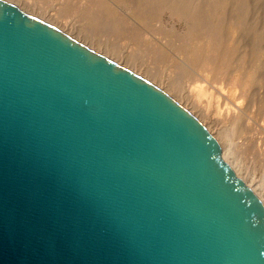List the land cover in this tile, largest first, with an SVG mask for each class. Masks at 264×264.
Here are the masks:
<instances>
[{"label": "water", "instance_id": "1", "mask_svg": "<svg viewBox=\"0 0 264 264\" xmlns=\"http://www.w3.org/2000/svg\"><path fill=\"white\" fill-rule=\"evenodd\" d=\"M0 264H264V205L172 96L0 0Z\"/></svg>", "mask_w": 264, "mask_h": 264}, {"label": "rangeland", "instance_id": "2", "mask_svg": "<svg viewBox=\"0 0 264 264\" xmlns=\"http://www.w3.org/2000/svg\"><path fill=\"white\" fill-rule=\"evenodd\" d=\"M8 1L40 19L47 18L93 50L120 60L128 69H142L189 107L190 88L200 79L211 93H206L200 104L208 106V113L220 126L234 121L231 141L239 152L241 167L229 157L230 164L256 187L264 202V0H220L224 10L212 0L206 3L209 8L213 4L218 8L212 6V10L222 9L228 22L220 25L223 37H227L222 39L223 49L217 53L210 48L212 43L203 31L201 35L199 22L176 18L152 6L150 0H135V4L131 0H28L30 4ZM234 22L240 24L239 30ZM214 25L212 20L210 27ZM209 59L213 63H208ZM204 60L206 65L216 62L218 70L210 73L201 67ZM233 78L238 81L235 87L230 81ZM213 132L221 142L217 131Z\"/></svg>", "mask_w": 264, "mask_h": 264}, {"label": "bare ground", "instance_id": "3", "mask_svg": "<svg viewBox=\"0 0 264 264\" xmlns=\"http://www.w3.org/2000/svg\"><path fill=\"white\" fill-rule=\"evenodd\" d=\"M25 2H28V4H30V2L28 0H24ZM132 2L135 1V0H131ZM209 0H150V3L152 6L154 5H157V7H159L158 9H162V10H167V12H169L171 15H174V17L176 16V18H181V17H186L188 18V20H193V21H196V22H199V24H201L200 28L202 29L200 31V33L203 31V34L208 37L209 41L212 43V47H210L213 52L217 53V52H220L222 49H223V44L221 43L224 42L222 39H225L226 37L222 35V28H220V25H225L224 23L226 22L225 21V14H224V8L225 6H223V3H221L220 0H212L214 1L213 3L216 5L220 4V6L222 7L221 10H212L213 8H215L214 4L213 5H210V7L212 8V6H214L212 9L209 8V5H206V3L208 2ZM212 1H210L212 3ZM14 3V2H12ZM34 3V2H33ZM209 3V2H208ZM207 3V4H208ZM133 4H135L133 2ZM210 4V3H209ZM206 5V6H205ZM34 6H36V3H34ZM34 6H32L33 10H34ZM141 6V5H140ZM207 7L206 9H203L204 7ZM219 6V7H220ZM220 7V8H221ZM21 8V7H20ZM203 9V10H201ZM218 9V8H217ZM138 10V9H137ZM162 10H159L162 11ZM201 11V12H200ZM204 11V12H203ZM144 12V11H143ZM162 12H165V11H162ZM203 12V13H202ZM34 16H36V14H33ZM222 15H224V17H222ZM224 21H223V19ZM42 20L54 25L55 27L61 29L62 31H64L65 33L68 34L67 31L63 30L62 28H60L59 26H57L56 24H53L51 23L50 21H48L47 18H44L42 17L41 18ZM212 20L214 21L215 25H214V28L212 29L211 26V23H212ZM231 21V20H230ZM229 21V22H230ZM228 23V22H226ZM232 23L233 25V22H230ZM235 23V22H234ZM236 24V25H235ZM234 25L236 26L237 30H239L240 28V24L235 23ZM193 27L195 25H192ZM197 26H198V23H197ZM190 27V26H189ZM196 27V26H195ZM227 27V25H226ZM193 29V28H192ZM69 30V29H68ZM198 30V29H197ZM196 30V31H197ZM227 32V30H224ZM70 35V34H68ZM202 35V33H201ZM228 35V34H226ZM71 36V35H70ZM73 37V36H71ZM200 37V35H199ZM205 37V38H206ZM74 38V37H73ZM77 39V38H75ZM78 40V39H77ZM82 42V41H81ZM188 42V41H187ZM209 42V43H210ZM215 44V46H214ZM222 44V45H221ZM225 44V43H224ZM210 45V46H211ZM210 49V51H212ZM208 53V52H207ZM222 54V53H221ZM225 54V53H224ZM103 55L107 56L108 58L116 61L117 63H119L120 65L124 66V67H127V65H125L124 63H122L120 60H115L113 59L111 56H108L106 54L103 53ZM209 55V54H208ZM216 55V54H215ZM219 55V54H218ZM212 56V55H211ZM210 56V57H211ZM213 56H214V53H213ZM226 56V54H225ZM208 57V56H207ZM206 57V58H207ZM221 57V55L219 56ZM227 57V56H226ZM211 59V58H210ZM210 59L208 60V63H213ZM224 59L226 61H228L225 57ZM223 59V60H224ZM220 60V59H219ZM224 60V61H225ZM222 61V60H221ZM223 61V62H224ZM206 62L207 60H204V63L201 65V67H204V69H209L211 70V72H216V70H218L219 66H217V63L214 62V64H208L206 65ZM227 63V62H226ZM220 64V63H219ZM225 64V63H224ZM208 68H207V67ZM218 67V68H217ZM128 68V67H127ZM142 68V67H141ZM151 68V66H150ZM131 69V68H130ZM202 69V68H201ZM203 69V70H204ZM133 70V69H131ZM142 70V69H140ZM140 70H133V72H135L136 74L148 79L149 81L153 82L155 85H157L159 88H161L162 90H164L166 93H168L170 96L171 93H170V89H166L161 83H157L155 82V80L153 81V79H150L148 77V75L144 74L142 71ZM202 70V71H203ZM205 71V70H204ZM208 70H206V73H207ZM209 72V71H208ZM148 73V72H146ZM152 73V72H150ZM154 76H158L157 74L155 73H152ZM209 74V73H208ZM214 74V73H212ZM151 77V76H150ZM202 78V77H201ZM210 78V77H209ZM155 79V78H154ZM199 83H197L196 85H194L193 87L190 88V94L188 96V100L189 102L191 103V107L187 106L186 104H183L182 102H180L178 99H176L175 97H173L175 100H177L183 107H185L187 110H189L195 117H197V119H199V121L207 128V130L211 133V135H213V137H215V139L217 140V137L215 136L214 132H213V129L216 130V134L219 136L220 135V141H218L220 147H221V153H222V156L223 158L230 164V160H228V158H232L234 161L238 162L239 160V152H236L235 151V147L233 146L232 144V141H231V133L232 131L234 130V121L233 119L229 120L230 122L229 123H225L226 125L224 126H220L218 122L215 121L214 117H212V115H210V113H208L207 108L208 106H206L205 108L202 106L203 104H200L201 100H202V97L209 92V90L207 91L205 86L204 85H201L200 84V79H197ZM196 80V81H197ZM203 80V79H201ZM231 81V84H232V87H235L237 86L238 84V81H237V78H233L230 80ZM203 82V81H202ZM175 86V87H174ZM171 88V86H170ZM172 88L173 89H176V84H172ZM237 88V87H236ZM236 90V89H235ZM182 94V92H180ZM209 94H211L209 92ZM208 96V94H207ZM206 97V96H205ZM203 97V98H205ZM209 105V104H208ZM207 108V109H206ZM231 109V108H230ZM229 110V109H228ZM233 110V109H232ZM217 111V110H216ZM234 111V110H233ZM236 111V110H235ZM234 111V113H235ZM232 112V111H231ZM218 113V112H217ZM228 112H226L227 114ZM233 113V112H232ZM230 114V113H229ZM216 116V115H215ZM232 116V114H231ZM235 116V115H233ZM231 118V117H230ZM235 118V117H234ZM215 125V127L213 125ZM232 166V168L235 170L236 174L246 183L247 186H249L256 194L257 196L260 198V200L262 201L263 205H264V202L261 198V196L259 195V193L257 192V189L254 185H251L250 182H247L238 172L237 168L233 166V163L230 164ZM238 165L241 167V162H238Z\"/></svg>", "mask_w": 264, "mask_h": 264}]
</instances>
